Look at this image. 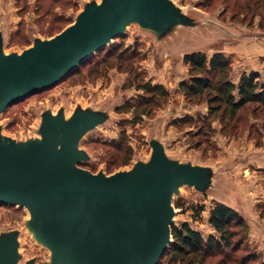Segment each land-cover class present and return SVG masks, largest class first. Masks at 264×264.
<instances>
[{
    "label": "rangeland",
    "instance_id": "374dc122",
    "mask_svg": "<svg viewBox=\"0 0 264 264\" xmlns=\"http://www.w3.org/2000/svg\"><path fill=\"white\" fill-rule=\"evenodd\" d=\"M89 1L0 0L4 50L19 52L35 37L60 32ZM173 1L199 23L178 27L161 40L136 24L129 25L124 34L114 38L112 47L105 46L93 54L56 85L8 106L0 115L2 133L19 140L37 136L40 115L45 110L63 108L69 115L80 104L106 111L107 120L82 139L81 147L90 155L83 167L109 174L127 159L131 164L145 161L151 151L149 142L157 140L172 158L213 167L210 194L225 193L231 199L240 192L241 203H246L242 205L253 203L256 216L264 221L260 216L264 206V107L248 104L235 118L221 120L219 114L209 112L205 101H190L179 88L181 81L189 79V67L182 55L192 50H202L208 58L221 53L229 61V77L235 84L242 73L257 72V81L264 85V9L253 4L249 9H235L228 5L233 0ZM239 3L245 5L242 0ZM144 82L162 85L166 97L137 117L133 112H115L125 99L134 101L144 93L137 89ZM120 141L118 148L114 142ZM116 157L120 159L112 164ZM172 203L175 225L186 222L204 237L215 234L208 222L214 205L208 195L183 186ZM27 217L24 208L0 204V233L19 230L18 264L31 258L35 264H46L49 252L27 233ZM258 225L264 230V222ZM159 264L168 263L163 259ZM204 264H223V258L217 255Z\"/></svg>",
    "mask_w": 264,
    "mask_h": 264
},
{
    "label": "water",
    "instance_id": "95a60500",
    "mask_svg": "<svg viewBox=\"0 0 264 264\" xmlns=\"http://www.w3.org/2000/svg\"><path fill=\"white\" fill-rule=\"evenodd\" d=\"M198 23L173 0H92L60 32L35 37L19 52L4 50L0 30V115L56 85L131 24L161 40ZM196 51L202 50L184 54ZM107 117L80 104L69 115L45 110L37 136L20 140L0 126V204L27 211L24 226L48 250L46 264H159L172 241V200L183 186L236 210L230 196L210 194L213 167L172 158L157 140L149 142L147 160L128 168L108 174L83 167L90 155L82 139ZM19 236V230L0 233V264H18Z\"/></svg>",
    "mask_w": 264,
    "mask_h": 264
},
{
    "label": "trees",
    "instance_id": "16d2710c",
    "mask_svg": "<svg viewBox=\"0 0 264 264\" xmlns=\"http://www.w3.org/2000/svg\"><path fill=\"white\" fill-rule=\"evenodd\" d=\"M242 2L245 5L239 3V0H233L228 5H232L235 9L239 6L249 9L253 4L257 8L264 9V0H242ZM113 43L114 41L106 47H112ZM91 57L92 55L87 59ZM182 60L189 67V79L181 81L179 88L190 101H205L209 112L214 115L219 114L221 120L227 117L235 118L237 112L248 104L257 103L264 107V85L257 81L259 76L257 72L242 73L238 83L235 84L229 77V61L221 53H214L208 58L202 51L190 52L184 54ZM137 89L144 93L134 101L125 99L116 107L115 112L120 110L133 112L134 117H137L147 113L159 98L167 95V90L162 85L151 82L139 84ZM178 122L174 121L176 124ZM114 144L118 148L121 147V141ZM119 159L116 157L112 160V164ZM130 162L131 160L127 159L120 164V167L127 166ZM211 202L214 205L209 210L208 222L215 234L204 237L186 222L173 225L172 241L160 261L164 259L168 264H204L207 259L220 255L223 264H247L250 261L264 264L262 255L249 242V227L246 220L236 210L221 203ZM260 216L264 218V206ZM240 251L244 252L241 256L238 254Z\"/></svg>",
    "mask_w": 264,
    "mask_h": 264
},
{
    "label": "crops",
    "instance_id": "0c3cea01",
    "mask_svg": "<svg viewBox=\"0 0 264 264\" xmlns=\"http://www.w3.org/2000/svg\"><path fill=\"white\" fill-rule=\"evenodd\" d=\"M238 197L231 198L229 203L233 206L242 216L245 218L249 227V241L256 250L261 252L262 258L264 259V230L260 227L261 222H264L259 216H256L255 206L252 204L242 205L241 194H237ZM249 215V216H248ZM258 229V230H257ZM259 231V232H258Z\"/></svg>",
    "mask_w": 264,
    "mask_h": 264
}]
</instances>
